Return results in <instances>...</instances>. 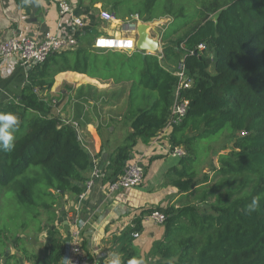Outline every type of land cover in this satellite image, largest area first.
I'll list each match as a JSON object with an SVG mask.
<instances>
[{"label":"trees","instance_id":"1","mask_svg":"<svg viewBox=\"0 0 264 264\" xmlns=\"http://www.w3.org/2000/svg\"><path fill=\"white\" fill-rule=\"evenodd\" d=\"M119 3L113 0L109 6L116 18L123 15ZM145 4L152 13L154 0ZM135 12L139 18L145 13ZM188 20L176 36L166 33L161 38L163 58L173 59L193 79L178 91L189 104L170 131L171 143L186 151L179 166L166 173L177 195L165 205L141 211L131 233L139 232L145 212L158 210L164 214L163 233L151 248L157 259L146 264H264V0H231L214 19ZM87 32L91 29L79 38ZM201 43L203 51L197 49ZM65 71L129 84L124 119L131 131L110 154L102 178L107 182L122 172L138 139L147 144L166 125L180 83L157 53L78 43L29 69L16 98L0 101V112L14 113L20 120L15 147L0 151V210L9 218L15 212L20 228L30 223L39 228L41 208L52 210L67 191L79 194L83 172L90 167L91 158L74 127L54 116L39 94H47L55 76ZM222 137L231 139L230 147L226 142L215 150ZM214 154L217 165L201 172ZM257 196L258 209L249 210ZM7 206L13 211L6 213ZM1 222L0 233L12 230L11 219L8 227ZM62 247L60 237L52 239L47 264L59 263Z\"/></svg>","mask_w":264,"mask_h":264},{"label":"crops","instance_id":"2","mask_svg":"<svg viewBox=\"0 0 264 264\" xmlns=\"http://www.w3.org/2000/svg\"><path fill=\"white\" fill-rule=\"evenodd\" d=\"M58 1L0 0V40L13 34L41 39L47 31H63L76 36L78 40L85 28H90V25H86L90 14L86 16L87 20L84 18V26L76 27L69 16L59 15ZM68 1L74 8L73 14L79 16L82 8L76 7L77 0ZM123 29L126 30L125 27ZM27 75L28 70L20 65L16 57L0 58V101L14 100L26 82ZM119 86L124 90L115 91ZM128 87V83H114L112 79L92 78L83 73L65 71L55 76L54 84L47 93L58 102L56 111H60L56 117L61 122H69L72 112L84 118L78 123L77 133L91 158L90 167L83 172L86 179L94 164L108 170L110 154L131 131L124 119ZM170 131V127H163L153 138L156 142L151 139L145 144L138 139L133 146L126 163L139 162L143 166L145 175L140 185L110 192L106 188L107 181L97 179L80 201L78 194L65 192L58 203V210H54L56 216L43 229L47 238L50 237L48 247L52 239L59 235L63 238L62 242L69 238L72 226L68 216L71 211L77 210L76 213L85 222L82 245L92 258L107 263L112 253H118L126 264L132 257H143L145 262L151 258L157 259L151 255V248L162 236V223L155 222L150 216L151 212H145L141 216L138 237L131 235V228L133 220L141 211L165 205L177 195V188L169 183L166 176L170 167L179 166V158L166 152L171 142ZM10 262L13 261L9 259L7 264H13ZM16 262L29 264L23 255H19Z\"/></svg>","mask_w":264,"mask_h":264},{"label":"rangeland","instance_id":"3","mask_svg":"<svg viewBox=\"0 0 264 264\" xmlns=\"http://www.w3.org/2000/svg\"><path fill=\"white\" fill-rule=\"evenodd\" d=\"M104 3L95 2V0H77L75 5L76 7L82 8V12L79 14L81 17H84L87 20L88 13L90 18L88 24L90 25L91 30L94 29V33H85L77 42L82 46H93L95 47L96 38H117L125 39L128 38L132 41V49H135V39L137 38L136 29L125 30L123 23H145L147 25V32L149 37L157 41L158 48L155 52L157 53L161 63L169 68L172 71L177 70L178 66L173 59L165 60L162 55L163 42L161 40L162 36L166 33H172L170 37L176 36L182 29L186 28L190 23L188 22L189 18L193 19L194 22L199 20H204L207 18H216L218 12L231 0H154L153 12L148 14L146 11V0H115L120 2L119 7L123 10V15L120 18L115 20L104 21L99 17L100 9H105L109 11V6L113 0H109L110 3H106L107 0H104ZM137 9L145 13L142 18L138 17V13L135 12ZM121 10V11H122ZM151 15V19L145 20L148 16ZM117 21V22H116ZM87 23V22H86ZM179 26V27H178ZM90 28H85L86 30ZM119 36V37H117ZM121 37V38H120ZM102 48V47H101ZM117 50L125 51L124 48H116ZM209 70L212 71V66L209 67ZM191 84L193 79L191 77ZM124 90L122 87H117L114 90ZM41 97L47 99L48 104L51 106L52 114L56 116L59 111L57 110L59 106L56 104L57 101H54L49 96L46 98L45 92H39ZM105 102V100H103ZM107 102V100H106ZM123 101V105H124ZM58 103V102H57ZM121 105V103H120ZM70 121H76L80 123L84 120L82 115L78 113H73L70 116ZM227 142L228 147H230L231 139H225L222 137L215 143V150L219 148L220 145H223ZM217 165L216 154H214L208 161L202 165L201 172L209 171L212 167ZM143 182V181H142ZM60 204L51 208H41L38 213L39 228H36V225L30 223L27 227L20 228L17 227L15 220H17V214L13 212L11 218L7 212H12L9 206L4 210L7 214H3L0 210V220H2V225L8 227L7 219H11L12 230L8 232L0 233V264H7L9 259L10 263L16 264V259L19 255H23L29 264H46L47 262V250L48 239L46 234H44L43 229L50 225L52 219H49L51 212L58 210ZM10 209V210H8ZM52 217V216H51ZM10 229V228H9ZM43 233V234H42ZM60 239L63 240L62 236ZM49 249V247H48Z\"/></svg>","mask_w":264,"mask_h":264},{"label":"built area","instance_id":"4","mask_svg":"<svg viewBox=\"0 0 264 264\" xmlns=\"http://www.w3.org/2000/svg\"><path fill=\"white\" fill-rule=\"evenodd\" d=\"M73 10L74 8L68 0L58 1V13L60 16H69L71 23L76 27L84 26V17H81L80 15H74ZM99 17L104 21L115 20L114 15L105 9H100ZM123 25L127 26L129 24L123 23ZM126 30L132 29L126 28ZM76 44V36L74 37L63 31H47L44 33L41 39H34L27 35L13 34L0 40V58L16 57L20 65L29 70L35 64L43 62L50 54L72 48ZM95 47L105 46L98 45L95 41ZM118 48L126 49L125 47ZM205 48L206 46L203 43L197 45L198 50L203 51ZM172 73L179 76L180 83L173 93L170 112L167 123L164 126L170 128L181 121L188 109V100L181 98L178 91L182 87L191 85L189 82L191 81V78L187 76V74H185L179 67L177 70L172 71ZM62 123L71 125L74 127L76 132H78L79 124L76 121ZM153 140L154 142L157 141L155 139ZM166 152L175 158H181L186 154V151L182 145L172 144L171 142L166 148ZM144 175V168L139 162L126 163L118 177L107 182L106 188L110 192H115L138 186L142 183ZM103 177L104 170L101 169L97 164H94L88 178L82 184V191L78 194V201L83 199L85 193L92 188L97 179H102ZM76 211H71L68 216V218L71 220L72 231L69 238L62 242V256L58 264H107L92 258L83 248L82 228L85 222L78 215V213H76ZM150 216L157 223H163L164 221V214L158 210L152 211ZM131 235L133 237H138L139 232L133 231Z\"/></svg>","mask_w":264,"mask_h":264},{"label":"clouds","instance_id":"5","mask_svg":"<svg viewBox=\"0 0 264 264\" xmlns=\"http://www.w3.org/2000/svg\"><path fill=\"white\" fill-rule=\"evenodd\" d=\"M27 2V0H26ZM20 120L17 115L10 112H0V151L10 152L15 147V133L19 130ZM260 197H253L248 205L249 210L255 211L259 207ZM107 264H122L118 253H112ZM127 264H146L143 257H132Z\"/></svg>","mask_w":264,"mask_h":264},{"label":"water","instance_id":"6","mask_svg":"<svg viewBox=\"0 0 264 264\" xmlns=\"http://www.w3.org/2000/svg\"><path fill=\"white\" fill-rule=\"evenodd\" d=\"M147 25L145 23H131L125 28L136 29L137 38L135 39V49H132V41L130 39H117V38H96L98 45H104L105 47H125L127 52H132L133 50L140 51L142 54L153 53L158 48L157 41L149 37L148 32L145 30ZM92 33L95 32L94 29L91 30ZM78 138V133L76 132Z\"/></svg>","mask_w":264,"mask_h":264},{"label":"bare ground","instance_id":"7","mask_svg":"<svg viewBox=\"0 0 264 264\" xmlns=\"http://www.w3.org/2000/svg\"><path fill=\"white\" fill-rule=\"evenodd\" d=\"M116 22H117V21H116ZM145 30L148 31V30H147V26L145 27Z\"/></svg>","mask_w":264,"mask_h":264}]
</instances>
